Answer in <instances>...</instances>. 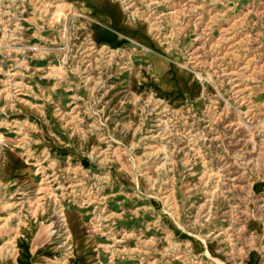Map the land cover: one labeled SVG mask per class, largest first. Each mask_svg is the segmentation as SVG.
<instances>
[{"label":"rangeland","instance_id":"1","mask_svg":"<svg viewBox=\"0 0 264 264\" xmlns=\"http://www.w3.org/2000/svg\"><path fill=\"white\" fill-rule=\"evenodd\" d=\"M0 264H264V0H0Z\"/></svg>","mask_w":264,"mask_h":264}]
</instances>
